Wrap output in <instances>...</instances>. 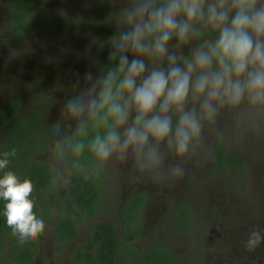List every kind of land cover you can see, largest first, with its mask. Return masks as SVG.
Returning <instances> with one entry per match:
<instances>
[{
    "label": "rangeland",
    "instance_id": "1",
    "mask_svg": "<svg viewBox=\"0 0 264 264\" xmlns=\"http://www.w3.org/2000/svg\"><path fill=\"white\" fill-rule=\"evenodd\" d=\"M133 3L134 0H33L27 13L21 0H0V102L17 98L20 102L33 104L34 107L36 104L44 109L46 105L43 103L49 97L47 102L51 105L63 101L67 105L72 96L67 90L58 89L59 83L65 87L71 77L76 76V79L80 73L79 88L91 86L92 81L85 78L87 74L90 73L94 80L104 74V66H117V63L107 64L109 56L104 58L110 52L112 36L104 42L96 36L128 30L123 12L130 9ZM76 10H83V18L76 19L73 14ZM23 22L25 31L15 38V29L18 30ZM195 27L201 32L199 37L193 36L184 44L173 37L169 51L175 52L178 57H190L193 50L218 36L217 32L202 24ZM128 58L131 60L133 54L128 53ZM144 59L149 68L167 67L166 60L154 65L147 58ZM195 107L201 116V134L190 145L187 155H178L175 146H170L167 141L150 142L152 159L158 165L155 167L156 174L160 172L156 183L153 181L157 185V200L153 209L168 203V193L175 197V191L182 198L198 199L199 203L196 201L195 204L199 211L193 206L199 217L194 228L195 235L169 239L175 246L173 262L179 264L182 257L190 258L196 251L203 264H211L216 258L220 263L232 264L243 258L240 256L245 253L235 247L246 242L238 238L245 231L239 225L246 226L255 220L260 226V229L254 227L255 230L264 231V189H259L260 182L264 180V145L256 130V120L264 112V103L252 104L245 96L236 106L217 105V111L211 119L203 117L198 102ZM86 110L71 112L69 116L78 120ZM48 114L49 110H46ZM175 120L176 116L173 115V124ZM217 143L244 153L245 161L236 180L232 177L234 173L214 168L212 148ZM131 153L130 149L122 153L115 152L108 159L112 167V193H119L122 183L120 176L124 177V173H134L135 180L141 174L138 155L134 157ZM177 165L184 170L180 177L174 171ZM201 188H204L203 192ZM197 192L200 194L198 198ZM150 209L147 206L142 217L147 230L152 220ZM147 241L148 237H143L137 244L143 247ZM256 252H262L264 257V249ZM181 253L185 255H179Z\"/></svg>",
    "mask_w": 264,
    "mask_h": 264
},
{
    "label": "clouds",
    "instance_id": "2",
    "mask_svg": "<svg viewBox=\"0 0 264 264\" xmlns=\"http://www.w3.org/2000/svg\"><path fill=\"white\" fill-rule=\"evenodd\" d=\"M124 15L128 30L114 34L110 44L109 60L117 66L94 80L87 74L91 87L68 105L73 113L87 108L96 126L105 129L90 143L99 160L129 148L143 149L150 140L167 141L185 156L201 134L197 102L208 119L217 105L236 106L245 96L252 104L264 103V0H134ZM197 24L218 36L190 57L170 52L173 37L184 44L201 35ZM128 53L133 54L131 60ZM144 58L154 65L166 60L167 67L149 68ZM85 95L90 97L86 102ZM3 155L0 170L7 168L16 150ZM174 171L180 177L184 170L177 165ZM33 190L30 179L21 181L12 171L0 178L3 215L21 245L46 227L33 211ZM262 241L261 231L253 230L245 247L254 250Z\"/></svg>",
    "mask_w": 264,
    "mask_h": 264
},
{
    "label": "flooded vegetation",
    "instance_id": "3",
    "mask_svg": "<svg viewBox=\"0 0 264 264\" xmlns=\"http://www.w3.org/2000/svg\"><path fill=\"white\" fill-rule=\"evenodd\" d=\"M32 1L30 2L32 3ZM73 14L76 19H79L83 18L84 13L83 10H76ZM24 27L23 22L18 30L15 29V38L20 37L25 31ZM105 35V33L99 34L96 38L104 42L108 38L101 40V37ZM106 56H109V53L104 58ZM3 60H5L4 56ZM0 61H2L1 54ZM116 63L118 64V62ZM79 74H77L76 79V76L71 77L65 87L61 83L58 84V89L67 90L72 96V102L81 93H87V89L91 87L87 85L79 88ZM52 95L55 96V94ZM89 98L85 95V102ZM45 100L43 105L45 104L46 107H43L44 109L36 104H34V107L33 104L20 102L17 98L0 102V159L4 158L3 154L5 152L16 150L15 156L8 157L9 164L7 168L0 170V178H2L4 172L12 171L21 181L24 179L31 180L34 186L30 197L34 202L33 211L37 218L44 220L46 226L42 235L21 245L18 238L12 235V229L6 223V217L3 215L6 201L0 198V264H18L10 254L15 249L23 250L25 248H29L31 251V257L27 259L25 264H81L82 260H87V253L91 251L98 253L95 244H98L99 241L94 236H106L103 231L105 223L115 228V236L121 245L119 251L115 253L114 263L112 264H148V250L156 241L161 246L163 243L169 253L166 264H177L173 262L176 256L175 246L169 239L180 238L183 237L182 235L187 238L195 235L194 228L199 222V217L196 215L194 207L199 211L195 204L199 200L182 198L178 191H175V197L172 193H168V203H165L161 208L156 207V209H153L155 200H157V185L154 182L160 172L156 174L155 167L158 165H155L151 156L149 149L151 143L139 150L129 148L132 156L138 155L141 174L138 180H135L134 173H124V177L120 176L122 183L119 193H112L110 191L112 167L109 160L101 161L95 155L94 161L92 156L90 159L84 158L78 161L76 159L77 155L73 145L75 136L73 133L89 114L88 110L84 112L83 117L76 120L69 116L72 112L68 107L70 101L67 105L65 101L51 105L47 102L50 100L49 97ZM64 105H66V108L62 109ZM47 106H50V108L47 109ZM46 110H49L48 115H46ZM263 116L264 112L258 116L256 130L264 145V139L258 128ZM30 122L33 125H30ZM242 135L243 132L240 133V136ZM243 139H245V136ZM220 145L224 144L217 143L212 148L214 168L229 174L234 173L232 177L236 180L241 171L240 167L231 165L229 161L220 166L216 161L215 150L219 149ZM224 146L227 148L228 153L230 152L236 156L241 155L244 163L245 157L242 150H232L226 145ZM93 163L98 164V166L96 165L97 173L95 175L92 168ZM140 165L138 172L140 171ZM159 168L163 171L161 167ZM214 168L212 166V169ZM78 177L84 182L82 184H85V187L95 185L90 194V201L83 203L80 196L77 201L78 187L76 184ZM262 188L264 189V180L260 182L259 189L262 190ZM200 190L203 192L204 188ZM199 196L200 194L197 192L196 197ZM147 206H150L149 211L152 214L151 226L148 230L145 229L142 221L143 212ZM156 215L158 219H156ZM64 223L69 225V230L75 231L72 236H61L65 233L59 229ZM168 225L169 227H167ZM249 226L252 227L247 228ZM239 227H243L245 231L238 238L246 241L250 232L255 230L254 227L260 229L255 220L248 222L246 226L239 225ZM163 228L165 230H162ZM263 233L264 231L261 232V235H264ZM88 237L92 238L88 239ZM143 237H148V241L143 247H140L137 242ZM59 238L63 239L60 240ZM84 244L89 245V247H84ZM124 244L133 245L134 250L127 253ZM235 247L236 250L245 253L240 256L243 258L232 264H264L263 253L256 252L264 249L263 241L251 251L246 249L245 243L239 247L235 245ZM179 255L183 256L185 253ZM179 264L203 263L197 252L193 251L190 258L185 257L183 259L182 257ZM211 264L231 263H220L219 259L216 258Z\"/></svg>",
    "mask_w": 264,
    "mask_h": 264
},
{
    "label": "trees",
    "instance_id": "4",
    "mask_svg": "<svg viewBox=\"0 0 264 264\" xmlns=\"http://www.w3.org/2000/svg\"><path fill=\"white\" fill-rule=\"evenodd\" d=\"M31 1V0H30ZM23 2L21 0V4L23 5L24 9L27 11L31 2ZM107 1V0H106ZM13 19V18H12ZM118 31H111L109 34H106L105 36L101 37V40H106L108 37L116 34ZM107 64H111L109 58L106 59ZM107 68L104 66V74L106 75ZM32 122H30V125ZM33 125V124H32ZM259 131L261 136L264 139V116L260 120L259 125ZM105 132V129L103 127H97L95 121L90 118L89 114L85 118V120L81 123L79 127L76 128L74 131L75 139L73 140L74 145V151L77 155L76 159L77 161L79 159L84 158H93V161L95 160L94 153L92 152L90 148V143L94 139L95 135L99 133L100 135H103ZM83 144V148L79 149V145ZM216 152V161L217 163L222 166V164L226 161H229L231 165H235L237 167L243 166V157L241 155L236 156L232 153H228L227 148L224 145H220L219 149L215 150ZM98 164L93 163V171L94 175L97 173V166ZM93 175V176H94ZM94 180V178H93ZM81 179L78 177L76 186L78 187L77 190V201L79 196L81 197V201L86 202L90 201V194L93 191V186L91 187H85V184ZM95 191V190H94ZM99 226H101L99 224ZM69 225L66 223L61 225V228L59 229L61 232L65 233L64 235H61L62 237L65 236H72L75 231L69 230ZM75 230V229H74ZM102 230V229H101ZM103 231L105 232L106 236H94L97 237L96 240L99 241L98 244H95V246L98 248V253L91 251L87 253V260L83 261L81 264H112L114 263V256L115 253L119 251V247L121 246L119 244L118 238L115 236V228L105 223V226L103 227ZM92 237H88V239H91ZM62 240L63 238H59ZM95 240V239H94ZM162 243V242H161ZM126 246V252H132L134 250L133 245L124 244ZM84 247H89V245L84 244ZM168 251L165 248V246L162 243V246L158 241H156L148 250L147 254V263L148 264H166L168 258ZM10 256L18 262V264H25L28 258L31 257V251L29 248H25L23 250L15 249L13 253L10 254ZM24 261V262H23Z\"/></svg>",
    "mask_w": 264,
    "mask_h": 264
}]
</instances>
